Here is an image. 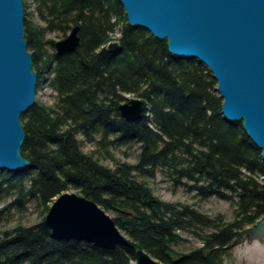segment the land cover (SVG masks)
<instances>
[{
  "label": "trees",
  "instance_id": "16d2710c",
  "mask_svg": "<svg viewBox=\"0 0 264 264\" xmlns=\"http://www.w3.org/2000/svg\"><path fill=\"white\" fill-rule=\"evenodd\" d=\"M34 4L31 11L24 1V24L37 93L48 75L55 95L51 105L36 102L21 116V153L30 167L0 173V221L24 213L29 200L48 213L60 195L76 190L112 213L135 248L60 240L43 220L0 234V264H129L138 249L164 264H223L235 239L264 219V159L242 123L224 118L211 71L131 27L118 0ZM74 26L78 48L57 55L47 35L66 37ZM114 41L118 50H107ZM127 95L146 105L134 122L118 111ZM134 146L135 164L114 153ZM160 172L198 201H228L233 219L160 200L150 187ZM184 235L199 246L178 252Z\"/></svg>",
  "mask_w": 264,
  "mask_h": 264
},
{
  "label": "water",
  "instance_id": "95a60500",
  "mask_svg": "<svg viewBox=\"0 0 264 264\" xmlns=\"http://www.w3.org/2000/svg\"><path fill=\"white\" fill-rule=\"evenodd\" d=\"M118 1L131 27L167 41L172 56L197 59L208 67L217 82L224 118L242 123L264 159V0ZM24 21V0H0V172L30 167L21 153L26 138L21 116L36 103L38 77L27 48ZM79 32L80 27L74 26L56 42V53L75 51ZM118 48L117 41L107 46L109 51ZM144 110L141 99L118 107L127 122L141 119ZM44 223L60 240L87 242L107 250L135 248L105 209L75 192L57 198ZM129 264L164 263L138 249Z\"/></svg>",
  "mask_w": 264,
  "mask_h": 264
},
{
  "label": "rangeland",
  "instance_id": "374dc122",
  "mask_svg": "<svg viewBox=\"0 0 264 264\" xmlns=\"http://www.w3.org/2000/svg\"><path fill=\"white\" fill-rule=\"evenodd\" d=\"M24 1L30 4L31 11L35 10L36 5L34 4V0ZM116 36H118V34ZM64 38L65 37L63 35H60L58 32L49 33L47 35L48 40H53L55 42L61 41ZM48 79L45 76L44 83ZM44 83L42 84V87H44ZM42 87L38 91L36 102H41L49 106L53 102L52 95L54 94L52 93V91L45 92ZM126 97L128 98V100L139 99L138 97L133 95H127ZM91 150L92 148L84 149L85 152H89ZM114 153L119 160L135 164L138 149L137 146H134L132 148H121L119 150H115ZM104 163L106 165L112 166V163L109 161H105ZM150 187L154 190L155 195L164 202L194 205L198 211L210 217L221 214L225 216L228 221H231L233 219V207L228 201L215 197L205 201H198L194 198L193 194L187 193L184 187H175L173 185V182H171L168 177L161 172L158 173L157 179L155 181H150ZM73 191L75 193H79L76 190H71L70 193ZM9 201L10 200L6 201V203ZM2 206L3 204L0 205V208ZM26 208L27 210L24 213L13 212L9 220L0 221V234L6 231H11L18 225H23L25 227L34 226L42 222L47 215V213L44 212V208L37 207L33 200H29L27 202ZM110 215L113 216L112 213H110ZM249 233L250 232L242 234L235 239L233 244L228 249V254L223 259V264H264V255H262L259 251V246L256 243H247V237ZM184 238L186 240L176 248V250L180 253H188L200 244L198 240L191 237L190 235H184Z\"/></svg>",
  "mask_w": 264,
  "mask_h": 264
},
{
  "label": "bare ground",
  "instance_id": "6f19581e",
  "mask_svg": "<svg viewBox=\"0 0 264 264\" xmlns=\"http://www.w3.org/2000/svg\"><path fill=\"white\" fill-rule=\"evenodd\" d=\"M108 46V45H107ZM54 48H55V45H54ZM56 52V51H55ZM57 54V53H56ZM58 55V54H57ZM60 56V55H59ZM46 78L48 79L49 78V76L48 75H46ZM44 87H42V89H44V91L45 92H47V91H52V89H51V87H50V83H49V79L44 83V85H43ZM52 93H53V91H52ZM140 99V98H139ZM142 100V99H141ZM143 101V100H142ZM144 102V101H143ZM144 104H145V102H144ZM145 107H146V105H145ZM145 111V110H144ZM4 172V171H3ZM15 173H17V172H15ZM74 192V191H73ZM66 193H70V191H68V192H66ZM72 193V192H71ZM63 194H65V193H63ZM62 194V195H63ZM78 194H80V193H78ZM61 196V195H60ZM59 196V197H60ZM58 197V198H59ZM107 212V211H106ZM110 214V213H109ZM112 218H113V216H112ZM45 220V219H44ZM44 222V221H43ZM115 222V221H114ZM45 224V223H44ZM46 225V224H45ZM117 226V225H116ZM32 227V226H31ZM48 227V226H47ZM118 227V226H117ZM49 228V227H48ZM50 229V228H49ZM50 231H51V234L53 235V233H52V230L50 229ZM122 232V231H121ZM123 233V232H122ZM124 234V233H123ZM125 235V234H124ZM127 236V235H126ZM53 237H54V235H53ZM128 237V236H127ZM129 238V237H128ZM130 240V239H129ZM247 243L248 244H253V243H256L258 246H259V248H260V252H261V254L262 255H264V219H263V221L261 222V224L259 225V227L257 228V229H255V230H253L252 232H250L249 234H248V237H247ZM137 251V250H136Z\"/></svg>",
  "mask_w": 264,
  "mask_h": 264
}]
</instances>
